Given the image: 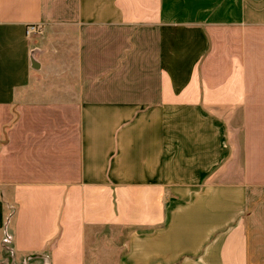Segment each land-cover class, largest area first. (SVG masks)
<instances>
[{"label": "crops", "instance_id": "obj_1", "mask_svg": "<svg viewBox=\"0 0 264 264\" xmlns=\"http://www.w3.org/2000/svg\"><path fill=\"white\" fill-rule=\"evenodd\" d=\"M0 264H264V0H0Z\"/></svg>", "mask_w": 264, "mask_h": 264}, {"label": "built area", "instance_id": "obj_2", "mask_svg": "<svg viewBox=\"0 0 264 264\" xmlns=\"http://www.w3.org/2000/svg\"><path fill=\"white\" fill-rule=\"evenodd\" d=\"M26 33L28 36H32L34 34H41L42 28L39 25L36 24H30L27 26Z\"/></svg>", "mask_w": 264, "mask_h": 264}]
</instances>
